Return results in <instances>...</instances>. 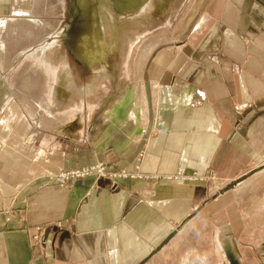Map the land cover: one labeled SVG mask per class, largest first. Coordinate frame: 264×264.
Wrapping results in <instances>:
<instances>
[{"label": "crops", "instance_id": "obj_1", "mask_svg": "<svg viewBox=\"0 0 264 264\" xmlns=\"http://www.w3.org/2000/svg\"><path fill=\"white\" fill-rule=\"evenodd\" d=\"M160 36L144 41L137 82L124 91L122 111L105 115L95 157L131 171L143 148L138 173L211 169L228 181L258 167L264 0H188L169 40ZM0 84L17 99L0 117V264L242 263L239 184L213 201L190 182L128 177L111 190L88 177L58 185L48 171L79 165L81 154L66 156L63 133L48 127L39 128L41 145L31 143L35 116L8 78Z\"/></svg>", "mask_w": 264, "mask_h": 264}, {"label": "rangeland", "instance_id": "obj_2", "mask_svg": "<svg viewBox=\"0 0 264 264\" xmlns=\"http://www.w3.org/2000/svg\"><path fill=\"white\" fill-rule=\"evenodd\" d=\"M90 1L89 6L83 2L80 12H75L71 8L73 0H0V66L4 71L0 73L3 76V78L0 76V80L8 78L12 82L17 97L35 116L36 127L31 134L33 141L30 140V142L41 145L44 133L39 128L48 127L51 133H56V135L60 133V136L63 133L65 146H59V149L63 150L66 156L69 152L77 158L81 154L79 165L48 171L47 175L52 178L60 177L58 180L62 182L57 184L62 186L77 179L92 177L96 181H102L100 184L108 186L111 190L114 182L128 177L162 180L176 184L190 182L197 188V191L205 190L206 192L209 189L211 198L209 201L215 200L220 193L234 189L239 184L237 206L238 213L242 215V231L236 233L235 239L242 256L241 264H264V248L262 247L264 243L263 161L256 162L259 164L258 167L248 170L232 179L233 181H228L220 180L211 169L201 173L197 170L192 171L179 167L170 174L138 173L135 168H139L138 162L142 159L143 148L136 152L134 170L131 171L117 166V160L109 162L95 157V148L101 151L104 147L97 146V143L103 137V130L102 133L100 131L105 124V115L107 116V112L108 114L117 112L118 109L122 111V103L119 104L124 91L128 84L132 86L137 82L139 69L145 63L148 52L143 49L144 41L150 36L161 35L158 43L165 44L183 17L188 0H166L161 9L151 16L152 18H139L136 21H130V19L138 13L137 10L133 12L116 11L115 21L121 23V27L127 23L124 29L127 34L122 35L120 26L117 27L119 32L115 28L116 33L118 32L115 34L117 41L112 50L108 48L109 45L106 43L103 31L92 37L95 42L94 46L101 51L93 52L95 55L88 51L90 48L85 41L78 39L80 34L77 33L78 37L73 35L72 39L75 41L78 39V43H83L85 47L87 61L79 63L70 51L72 46L70 48L63 38L74 28L77 27L76 30H78L84 22L83 17H89L95 0ZM83 7L85 13L80 16L78 13L82 12ZM57 37L62 39V46L70 56L71 65L77 74V82L80 84L79 90L73 87L72 81L69 80L70 74L69 78L65 72L66 67L57 56L58 51L55 47L58 43ZM87 40L89 41L90 38ZM78 51L80 52V49ZM100 64H107L105 66L110 75L99 76L95 85L88 90L86 82L93 75L92 68ZM62 70H64L62 74L64 76L59 78ZM58 81L59 87H57ZM3 87L0 84V117L7 110L8 105L16 99L8 90H3ZM56 91H59L60 96L52 93ZM62 93L65 96H61ZM129 97V93H126V98L129 99ZM98 134L102 135L98 137ZM50 135V137L56 136ZM137 140L138 137L130 144L136 143ZM51 147L58 149L57 146ZM120 159L121 157L118 160ZM38 237L39 233L34 235L35 239ZM230 264H232L231 261Z\"/></svg>", "mask_w": 264, "mask_h": 264}, {"label": "bare ground", "instance_id": "obj_3", "mask_svg": "<svg viewBox=\"0 0 264 264\" xmlns=\"http://www.w3.org/2000/svg\"><path fill=\"white\" fill-rule=\"evenodd\" d=\"M83 2L86 3V6H89L88 4L91 1L90 0H73L72 5H71L72 11L80 12V10H81L80 8H81V6H83ZM164 2H166V0H149V2L145 6H143V7L141 6L142 8H139V6L141 4H144V1L140 2L138 0H95V2L93 3V10L89 14L88 18L83 17L84 22L80 26L78 25L79 26L78 30H76L77 29V27H76V29L74 28L73 31H69L67 36H64V38L63 37H61V38H63L64 41L66 43H68L70 48L72 46L71 49L69 47L68 48L73 53V56L76 59V61L79 63H81V62L86 63L87 59L85 58V49H84L85 47L83 46V43H78V39H81V41H85L86 44H88L87 46L90 48V50H88V51H91L92 54H94L93 52H95V53L101 52L98 50L99 48L97 49L96 46H94L95 42H93L92 37L99 35L101 33V31H103V33L105 34L106 43L109 45L108 48H110V50H112V49H114L113 47L115 46L116 41H117L115 38V34H117L119 32L117 27L121 25V23H117L115 21V12L116 11H120V12L132 11L133 12L134 10H137L138 13L136 15L132 16L130 19V21H136V19H139V18L140 19L152 18L151 16H153L155 13H157V11L159 9H161L162 4ZM84 13H85V9L83 7L82 12L78 13V14L80 16H83ZM126 24L127 23H125V25L122 27L120 26L122 29V35H123V33L127 34V32L124 31V29H126ZM115 28L118 31L117 33H116ZM64 32L65 31H63V33ZM77 33H78V35L79 34L80 35H79V38L75 41L72 39V36L75 35L78 37ZM57 38H58V43H57V46H55V47H57V51H58L57 56L62 60V62H63L62 64H64V66L66 67L65 72H66V74H68V77L70 74L71 78L69 77L70 78L69 80L72 81L73 87L75 89L79 90L80 84L77 82L78 81L77 74H76L75 69L71 65L70 56L68 55L67 50L62 46V44H63L62 39H59L60 37H57ZM88 38H90L89 41L87 40ZM121 39H123V38H121ZM121 39H120V41H121ZM78 49H80V52L78 51ZM105 65H107V64H105ZM105 65L100 64V65H96L92 68L93 69V73H92L93 75H91L90 78L86 82V83H88V86H87L88 90H90L95 85L97 79H99L98 78L99 76H102L103 74H109L108 73L109 70L107 69V67ZM63 72H64V70H62L59 78L64 76V75H62V74H64ZM76 94H78V93H76ZM50 179H52V177H50Z\"/></svg>", "mask_w": 264, "mask_h": 264}, {"label": "flooded vegetation", "instance_id": "obj_4", "mask_svg": "<svg viewBox=\"0 0 264 264\" xmlns=\"http://www.w3.org/2000/svg\"><path fill=\"white\" fill-rule=\"evenodd\" d=\"M138 1H140V2L144 1V4H141V5L139 6V8H142L143 6H145V5L149 2V0H138ZM141 6H142V7H141Z\"/></svg>", "mask_w": 264, "mask_h": 264}]
</instances>
